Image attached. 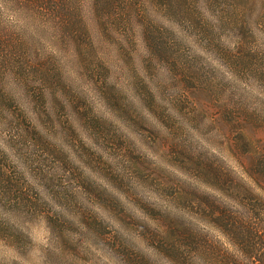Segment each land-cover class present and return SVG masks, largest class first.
Segmentation results:
<instances>
[{
	"label": "rangeland",
	"instance_id": "1",
	"mask_svg": "<svg viewBox=\"0 0 264 264\" xmlns=\"http://www.w3.org/2000/svg\"><path fill=\"white\" fill-rule=\"evenodd\" d=\"M236 13L163 28L176 65L134 30L100 28L101 53L70 54L50 15L21 17L31 38L48 35L50 62L43 78L26 68L27 87L6 81L15 101L0 102V163L19 198L0 201V264H253L221 218L252 208L264 230L245 173L264 165V0Z\"/></svg>",
	"mask_w": 264,
	"mask_h": 264
},
{
	"label": "trees",
	"instance_id": "2",
	"mask_svg": "<svg viewBox=\"0 0 264 264\" xmlns=\"http://www.w3.org/2000/svg\"><path fill=\"white\" fill-rule=\"evenodd\" d=\"M250 2L251 0H0V102L15 101L14 93L7 89L9 86L6 81L11 78L27 87L33 75L26 68L41 71L39 76L43 78L45 66L50 62L38 57L40 43L48 35L41 30L38 36L31 38L32 34L26 32L28 23H24L21 17L47 18L50 15L54 19L53 30L60 36L61 48L70 54L81 50L86 54L92 50L96 55L97 47L99 50L101 48V39L105 38L99 32L100 28L106 34L114 32L116 28L117 31L122 29L124 32L134 30L133 33L137 31L141 36L150 54H159L163 56L159 57L162 60L176 65L180 56L167 57L169 54L172 56L173 50L170 42L162 35L163 28L176 34L177 31L184 30V27L189 28L188 25L192 27L196 17L203 18L205 13L207 16L220 18L226 15L233 19L238 14L237 9H242ZM209 9L213 11L207 12ZM8 22L15 25H9ZM157 24L163 26L159 27ZM129 46L134 47V43ZM50 60L53 59L50 57ZM43 91L38 93V97H44ZM262 164L252 163L250 168ZM248 169L245 166V173L252 184L251 191L259 197L264 196V186L258 180L264 174V165L255 175ZM10 182L6 168L0 163V201L6 207L13 201H19ZM237 213L231 210L222 214L223 228L227 227L228 236L234 242L236 250L248 253L253 264H264V230L261 228L260 214L253 212L252 208L241 215Z\"/></svg>",
	"mask_w": 264,
	"mask_h": 264
},
{
	"label": "clouds",
	"instance_id": "3",
	"mask_svg": "<svg viewBox=\"0 0 264 264\" xmlns=\"http://www.w3.org/2000/svg\"><path fill=\"white\" fill-rule=\"evenodd\" d=\"M182 43L186 44L187 48L189 49L188 55L190 58H200L203 66L206 68V70L212 74L213 76L218 77V79L221 78L222 72L217 71V63L214 60L209 59L208 57L204 56V54L199 51V48L196 46H193L192 43H189L187 41L181 40ZM225 74H222V78L224 80ZM227 83V81H225ZM22 236H26V233H20Z\"/></svg>",
	"mask_w": 264,
	"mask_h": 264
}]
</instances>
